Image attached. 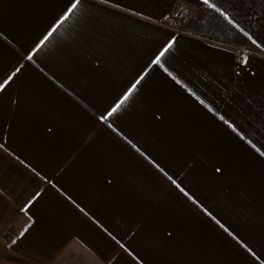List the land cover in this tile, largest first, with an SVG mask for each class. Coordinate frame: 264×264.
Listing matches in <instances>:
<instances>
[{"label":"crops","instance_id":"0c3cea01","mask_svg":"<svg viewBox=\"0 0 264 264\" xmlns=\"http://www.w3.org/2000/svg\"><path fill=\"white\" fill-rule=\"evenodd\" d=\"M0 250L264 264V0H0Z\"/></svg>","mask_w":264,"mask_h":264},{"label":"built area","instance_id":"2783aa9c","mask_svg":"<svg viewBox=\"0 0 264 264\" xmlns=\"http://www.w3.org/2000/svg\"><path fill=\"white\" fill-rule=\"evenodd\" d=\"M174 20L178 25H182L184 23V21L186 20V12L183 6V9L181 12H178L175 14L174 16ZM5 231L3 232V235H5Z\"/></svg>","mask_w":264,"mask_h":264},{"label":"rangeland","instance_id":"374dc122","mask_svg":"<svg viewBox=\"0 0 264 264\" xmlns=\"http://www.w3.org/2000/svg\"><path fill=\"white\" fill-rule=\"evenodd\" d=\"M7 254L3 250H0V264H19V260L17 259H10L6 258ZM5 257V258H4ZM3 259H5V262L3 263Z\"/></svg>","mask_w":264,"mask_h":264},{"label":"snow or ice","instance_id":"6c2138e0","mask_svg":"<svg viewBox=\"0 0 264 264\" xmlns=\"http://www.w3.org/2000/svg\"><path fill=\"white\" fill-rule=\"evenodd\" d=\"M77 5L74 3L73 5H72V9H74L75 7H76ZM72 9H69V11H71ZM128 97H125V100L127 99ZM119 107V106H118ZM113 111H115V109H113Z\"/></svg>","mask_w":264,"mask_h":264},{"label":"trees","instance_id":"16d2710c","mask_svg":"<svg viewBox=\"0 0 264 264\" xmlns=\"http://www.w3.org/2000/svg\"><path fill=\"white\" fill-rule=\"evenodd\" d=\"M19 264H31V263H29V262H26V261H24V260H19ZM4 263V262H3Z\"/></svg>","mask_w":264,"mask_h":264}]
</instances>
